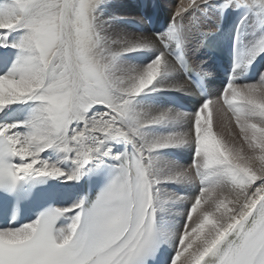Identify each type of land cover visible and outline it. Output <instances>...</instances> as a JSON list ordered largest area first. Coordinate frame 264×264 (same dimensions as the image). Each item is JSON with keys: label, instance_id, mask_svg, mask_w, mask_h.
<instances>
[{"label": "snow or ice", "instance_id": "obj_1", "mask_svg": "<svg viewBox=\"0 0 264 264\" xmlns=\"http://www.w3.org/2000/svg\"><path fill=\"white\" fill-rule=\"evenodd\" d=\"M112 3L0 0V264H264V0H178L151 33ZM229 10L211 94L191 55Z\"/></svg>", "mask_w": 264, "mask_h": 264}, {"label": "bare ground", "instance_id": "obj_2", "mask_svg": "<svg viewBox=\"0 0 264 264\" xmlns=\"http://www.w3.org/2000/svg\"><path fill=\"white\" fill-rule=\"evenodd\" d=\"M115 3L114 8L110 9V14L112 15L113 13L120 15V16H127V17H133L137 20H139V24H134V23H120L115 25V28L117 30H124V31H144L147 33H151L154 31H163L167 25L168 22L171 18V12L169 7H165L159 0H113ZM167 3L172 6L175 5L178 0H166ZM135 2V4H134ZM113 6V5H112ZM108 11V10H107ZM147 20H150L151 22L148 23ZM156 22L155 28L150 29V25ZM163 23V28L157 29V25ZM209 28L211 30H214V27H211L209 25ZM208 31V29H207ZM11 51V50H9ZM134 59H138L137 54H134ZM199 62V61H197ZM263 68L260 70V73L263 71ZM258 79V77H257ZM163 105L166 107H178L174 104H172L166 96H176L179 97L181 100H183L187 105H190L192 108L194 104L198 103L201 98L197 97V101L193 102L190 100V97L192 96H185L182 93L178 92H166V93H161L158 94ZM178 156H182V153H177ZM86 180L81 181V187L77 189H72L69 192V195L67 198L61 200V206H68L72 203L74 199L77 198V195H84V189H85V184ZM94 185V184H93Z\"/></svg>", "mask_w": 264, "mask_h": 264}, {"label": "rangeland", "instance_id": "obj_3", "mask_svg": "<svg viewBox=\"0 0 264 264\" xmlns=\"http://www.w3.org/2000/svg\"><path fill=\"white\" fill-rule=\"evenodd\" d=\"M157 1V0H156ZM163 5H165V7L167 6V7H169V9H170V11H172V8L170 7V5L167 3V1L166 0H159ZM114 2V1H113ZM116 3V2H115ZM115 3H112L111 5H109V7H108V11L106 10L105 11V13H104V15H105V17H107V16H110L111 14H110V9L111 8H114V4ZM178 3V2H177ZM134 4H135V2H134ZM113 5V6H112ZM137 20V19H136ZM138 22H139V20H137ZM144 55L145 54H142V53H140V54H137V57H138V59H142L143 57H144ZM262 72H264V69H263V71Z\"/></svg>", "mask_w": 264, "mask_h": 264}]
</instances>
